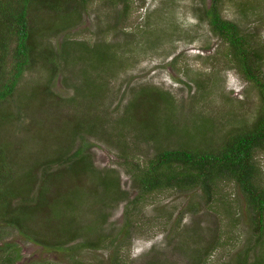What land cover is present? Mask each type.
<instances>
[{
  "label": "rangeland",
  "instance_id": "374dc122",
  "mask_svg": "<svg viewBox=\"0 0 264 264\" xmlns=\"http://www.w3.org/2000/svg\"><path fill=\"white\" fill-rule=\"evenodd\" d=\"M202 4L91 0L77 15L67 5L70 15L63 10L48 17L30 9L29 17L44 19L32 33L29 64L0 101V148L20 173L11 182L18 190L12 204L28 190L36 193L44 173L54 174L48 188L55 193L60 174L70 202L57 204V211L42 204L35 224L44 232L51 225L53 236L62 220L76 230L65 244L45 246L0 221V246L18 250L12 264H242L244 257L264 264V225L253 229L252 213L232 181L221 183L209 201L198 187L144 192L134 183L136 161L163 147L206 144L208 125L219 143L220 135L259 114V89L241 78L225 44L198 19L195 8ZM220 14L253 32L257 43L264 39V0H222ZM100 44L113 53L96 49ZM150 87L168 92L170 103ZM147 96H156L154 105L139 103ZM78 146L88 151L79 173L67 176L58 165L41 171L61 148ZM255 161L264 185V151ZM30 168L31 188L22 181Z\"/></svg>",
  "mask_w": 264,
  "mask_h": 264
},
{
  "label": "trees",
  "instance_id": "16d2710c",
  "mask_svg": "<svg viewBox=\"0 0 264 264\" xmlns=\"http://www.w3.org/2000/svg\"><path fill=\"white\" fill-rule=\"evenodd\" d=\"M89 1L91 0H0V82H2L0 101L13 90L24 66L29 64L30 53L35 43V40L31 39L32 33L34 34L37 27H40L43 16H52L54 12L61 14L67 5H72L71 12L77 15L79 14L77 8L85 7ZM201 1L202 6L195 8L198 19L205 21L209 31L220 39L221 44H225L228 60L236 66L241 78L253 83L259 89L261 98L259 114L250 124L243 122L220 135L219 143L212 140L208 134L213 129L212 125L210 127L208 125L202 132V135L207 134L204 140L206 144L186 143L179 147H163L148 160L136 161L131 167L134 170V183L144 192L198 187L205 196V200L209 201L218 192L221 183L232 181L240 189L252 213L253 229H258L260 232L261 226L264 225V185L259 184V171L261 173V170L255 161V156L258 151H264V39H260L257 43V40L253 38L255 35L253 32H244L236 22L222 17L220 14L222 0H209L208 4H205L204 0ZM33 7H36L43 15L40 17L39 14L38 20L35 15L29 17L30 9ZM63 13L70 15L67 10ZM64 19L68 20V17L65 16ZM53 26L57 28L55 21H53ZM99 46L96 45V49L102 50L106 46L104 50L106 53L113 51L106 44ZM6 48L11 50L10 58ZM49 50L46 49V51ZM5 55L9 59L6 66L2 60ZM126 59L124 58L122 62ZM112 64L115 67L114 62ZM155 89L151 88V91L169 104L171 98L168 92H156ZM148 91H150L149 88ZM156 96H147L139 103L149 100V105H154ZM150 114L152 113L149 110L142 124L148 123ZM212 133L216 135L214 131ZM84 142L86 141L82 143ZM82 147H86V143ZM82 147L78 146L73 152L61 148L57 156L53 157L54 161L48 162V166L45 164L46 167H42L41 171L58 165L59 171L66 167L69 172L67 176L72 177L79 173L87 165L85 159L88 151ZM67 158L71 161L69 166H65L64 159ZM128 162L131 163V161ZM31 169H25V178L22 180L29 188L35 183L34 171H30ZM12 170L4 151L0 148V221L13 224L27 240L45 244V246L49 244L59 246V242L65 244L67 241L63 239H68L70 235L73 238L76 228H72L65 220L60 221V227L57 229L59 234L56 236L49 233L53 229L51 225L46 223L48 229L44 232L35 224L37 212L42 209V204L52 203L54 211H57L59 210L56 207L57 204L70 202L61 193V184L65 182L66 177L60 174L56 177L59 189L54 193L48 188L54 174L44 173L42 183L38 184L36 193L28 190L24 193L20 203L12 204L13 196L18 190L12 188L14 184L11 182L20 180V173L16 172L15 175ZM0 251H2L0 264H12L13 258L18 255V250L11 248L8 243L0 246ZM260 261L257 258L249 264H261ZM239 262L248 264L245 257L239 259Z\"/></svg>",
  "mask_w": 264,
  "mask_h": 264
}]
</instances>
